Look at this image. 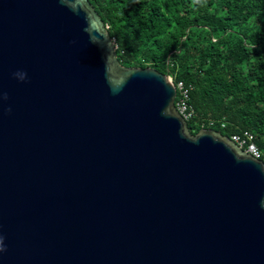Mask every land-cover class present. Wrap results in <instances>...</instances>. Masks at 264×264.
Masks as SVG:
<instances>
[{
	"label": "water",
	"instance_id": "obj_1",
	"mask_svg": "<svg viewBox=\"0 0 264 264\" xmlns=\"http://www.w3.org/2000/svg\"><path fill=\"white\" fill-rule=\"evenodd\" d=\"M171 79L88 0H0V264H264V163Z\"/></svg>",
	"mask_w": 264,
	"mask_h": 264
},
{
	"label": "trees",
	"instance_id": "obj_2",
	"mask_svg": "<svg viewBox=\"0 0 264 264\" xmlns=\"http://www.w3.org/2000/svg\"><path fill=\"white\" fill-rule=\"evenodd\" d=\"M125 68L191 86L189 132H248L264 163V0H88Z\"/></svg>",
	"mask_w": 264,
	"mask_h": 264
},
{
	"label": "built area",
	"instance_id": "obj_3",
	"mask_svg": "<svg viewBox=\"0 0 264 264\" xmlns=\"http://www.w3.org/2000/svg\"><path fill=\"white\" fill-rule=\"evenodd\" d=\"M173 82V80L171 79ZM176 88V99L175 108L179 115L183 118L185 122L190 120L194 116V110L189 104V92L191 91V86H186L182 82L173 83ZM237 146L250 154L253 158L259 160L260 153L256 146L253 144V135L248 132L242 133V135L232 136L230 138Z\"/></svg>",
	"mask_w": 264,
	"mask_h": 264
}]
</instances>
